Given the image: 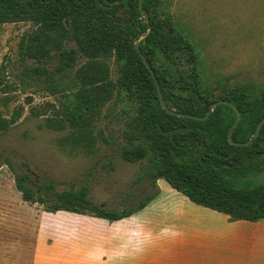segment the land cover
I'll return each mask as SVG.
<instances>
[{
	"label": "trees",
	"instance_id": "trees-1",
	"mask_svg": "<svg viewBox=\"0 0 264 264\" xmlns=\"http://www.w3.org/2000/svg\"><path fill=\"white\" fill-rule=\"evenodd\" d=\"M138 1L0 0V24L30 22L37 28L34 41L40 42L27 50L30 58L40 61L51 52L60 51L62 44L72 39L87 59L62 86L50 79L53 86L48 90L60 94L64 100L60 109L51 105L52 113L39 127L60 132L67 130L65 141L93 151L97 142L93 133L94 121L101 116L103 106L119 92L120 84L111 80L104 54L112 52L117 62L123 64L124 47L129 44L131 68L124 73V79L130 78L128 85L136 89L139 106L129 125L136 129L132 134L124 131L125 145L121 146L119 154L129 163L144 162V173L137 180L147 178L156 187L157 175H160L161 180L190 202L226 215L229 222L264 221V126L252 145L235 147L227 138L235 119L234 111L228 106H217L205 121L167 114L160 105L149 71L132 47L134 39L147 31L139 49L155 73L167 107L179 113L204 117L212 101L205 96L195 67L179 70V66L187 62L195 63L194 49L163 19L152 16V9L159 0H143L148 23L142 22ZM118 10L124 13V21L117 20ZM62 55L65 62L56 74L71 68L75 60L74 51ZM49 75L53 76V73ZM221 99L234 104L241 113V120L233 131V141H249L257 123L264 118V99L257 98L253 102L247 95ZM13 124L12 119L0 116V134L7 132ZM157 125L165 131L180 127L191 128V131L166 137ZM178 138L188 140L191 146L179 151L173 143ZM245 158L262 161L260 182L248 185L256 174H237L236 169ZM4 160L13 169L11 161ZM246 175L249 178L244 181ZM15 183L23 201L44 205L48 213L86 215L108 223L143 210L159 193L157 189L153 195L143 198L137 195L141 200L131 208L126 204L134 199L127 194L121 210H104L88 200L85 188L56 192L53 184L48 182L34 191L27 175L16 176Z\"/></svg>",
	"mask_w": 264,
	"mask_h": 264
},
{
	"label": "rangeland",
	"instance_id": "rangeland-1",
	"mask_svg": "<svg viewBox=\"0 0 264 264\" xmlns=\"http://www.w3.org/2000/svg\"><path fill=\"white\" fill-rule=\"evenodd\" d=\"M151 14L192 45L196 60L188 67H195L209 101L242 95L253 102L264 99V0H159ZM124 16L122 10L116 11L118 21H124ZM36 29L30 22L0 24V116L14 122L0 134V243L29 248L54 244L63 247L60 254L67 255L68 260H73L76 252L85 259L90 256L92 243L107 242L108 231H154L153 223L129 226L86 215L48 213L44 205L23 201L16 176L27 175L34 191L48 182L56 192L85 188L88 200L104 210H121L127 194L134 200L126 206H135L141 200L137 195L155 194L161 179L156 187L147 178L138 181L144 162L129 163L119 154L125 145L124 131L132 134L136 129L129 125L139 106L136 89L128 85L130 78L127 82L124 79L131 68V46L124 47L123 64L112 52L104 54L111 80L120 82L119 92L94 121L97 142L94 150L88 151L65 141L67 130L39 127L53 106L60 109L64 100L48 90L53 86L50 79L62 86L87 59L74 40H67L60 51H74L75 60L71 68L56 74L65 62L63 52H51L40 61L26 54L40 42L34 41ZM142 39L136 41L138 46ZM173 143L179 151L191 146L186 139ZM4 158L11 161L13 169ZM261 162L245 158L237 174H256L247 184L258 183L263 176Z\"/></svg>",
	"mask_w": 264,
	"mask_h": 264
},
{
	"label": "crops",
	"instance_id": "crops-1",
	"mask_svg": "<svg viewBox=\"0 0 264 264\" xmlns=\"http://www.w3.org/2000/svg\"><path fill=\"white\" fill-rule=\"evenodd\" d=\"M159 182L158 196L143 210L113 222L153 223L154 231H108L106 243L91 244L89 258L76 252L73 260L54 244L0 243V264H264V221L229 222Z\"/></svg>",
	"mask_w": 264,
	"mask_h": 264
},
{
	"label": "water",
	"instance_id": "water-1",
	"mask_svg": "<svg viewBox=\"0 0 264 264\" xmlns=\"http://www.w3.org/2000/svg\"><path fill=\"white\" fill-rule=\"evenodd\" d=\"M138 8H139V11H140L141 15L143 16L142 22L148 23V14L143 10V0H139L138 1ZM147 33H148V31L145 32L142 35H139L136 39H134V42H135L134 48L137 51V53L139 54V56L141 57L144 65L146 66L147 70L149 71V73H150V75L152 77L154 86L156 88L157 96H158V99H159V102H160V105H161L162 109L167 114L173 115V116H176V117H179V118L192 119V120H195V121H205L209 117V115L212 113L213 109L216 108L217 106H219V105L228 106L235 113V119H234L233 125L229 129L228 135H227L229 144L232 145V146H235V147H249L250 145H252L256 141V139L258 138V136L260 134V131H261L262 127L264 126V118H262L257 123L255 131H254V133H253V135H252V137H251V139L249 141H247L245 143L234 142L233 139H232V135H233V131L236 129V127L238 126V124H239V122L241 120V113L238 110V108L234 104L229 102V101L219 100V101H215V102L211 103L210 104V109H209L208 113L204 117H199V116H195V115L187 114V113H179V112H176V111H172V110H170L167 107V105H166V103H165V101L163 99L162 92H161L158 80H157V78L155 76V73H154L152 67L150 66V64L148 63V61L146 60V58L144 57V55L140 52L139 46L136 43V41L139 39V37L144 38V37H146ZM188 66H189V63L187 62L185 65L179 66V70L180 71L181 70H187L189 68ZM157 129L159 130V132L162 135H164L166 137H170V136H173L175 134H184V133H187V132L191 131L190 128H183V127L165 131V130H163L160 127V125H157ZM262 145L264 146V143H262ZM157 177H158V179H161L160 175H157Z\"/></svg>",
	"mask_w": 264,
	"mask_h": 264
}]
</instances>
